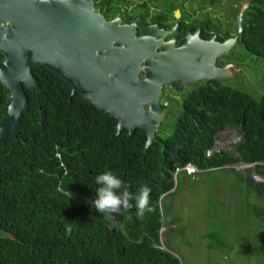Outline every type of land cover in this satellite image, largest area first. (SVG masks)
Returning <instances> with one entry per match:
<instances>
[{"label":"trees","instance_id":"1","mask_svg":"<svg viewBox=\"0 0 264 264\" xmlns=\"http://www.w3.org/2000/svg\"><path fill=\"white\" fill-rule=\"evenodd\" d=\"M235 1L250 2L238 45L262 61L264 0ZM32 72L41 89L25 88V131L0 143V227L15 238L0 240V264H181L164 248L160 231L176 223L164 222L170 213L165 201L175 196L170 192L183 169L212 172L245 163L264 178V96L222 82L203 83L183 95L171 133L163 137L158 130L156 144L146 151L140 129L131 137L127 130L119 134L116 119L78 93L72 96L71 86L55 72L40 65ZM10 102L0 82V123ZM229 128L241 141L208 158L217 135ZM108 170L133 195L148 186L151 211L138 217L133 206L109 218L96 211L95 177ZM230 171L246 187L250 211L264 215V182L253 181L252 169Z\"/></svg>","mask_w":264,"mask_h":264},{"label":"water","instance_id":"2","mask_svg":"<svg viewBox=\"0 0 264 264\" xmlns=\"http://www.w3.org/2000/svg\"><path fill=\"white\" fill-rule=\"evenodd\" d=\"M56 7L64 9L63 17L71 18L69 24L59 26ZM249 7L250 2L227 6L234 37L223 44L208 45L211 54L203 55L211 57L210 62L191 59L177 63L170 60L169 52L156 53L150 40L137 38L134 26H121L118 19L106 22L93 0H0V54L4 57L0 82L11 94L8 116L0 123V143L25 131L22 116L29 109L25 88L41 89L32 72L33 66L40 65L68 83L72 96L78 93L116 119L119 134L127 130L131 137L140 129L147 137L148 151L157 142L168 109L167 101L160 102L163 87L169 85L180 93L184 85L193 86L197 81L229 78L230 69H216L213 61L215 56L238 60L229 52L239 41ZM235 133L239 137L233 140L236 146L242 137ZM1 239L15 238L0 227Z\"/></svg>","mask_w":264,"mask_h":264},{"label":"flooded vegetation","instance_id":"3","mask_svg":"<svg viewBox=\"0 0 264 264\" xmlns=\"http://www.w3.org/2000/svg\"><path fill=\"white\" fill-rule=\"evenodd\" d=\"M93 2L94 8L99 10L106 22L111 23L118 19L121 26H134L137 38L143 36V39L150 40L156 45V53L168 55L169 52L170 60L177 63L198 59L200 63L208 60L210 62L211 57L203 55L208 52L211 54L212 50L208 45L223 44L234 37V23L231 18L225 19L229 11L223 8V5L227 4V7L240 3L232 0H93ZM54 11L58 14L57 22L60 27L69 24L71 18L63 17V8L56 7ZM143 29L146 30L145 35ZM236 45L238 46V43ZM234 47L229 55L237 57L238 60H225L215 56L213 64L216 69L223 70L228 67L230 74L235 71L232 62L240 61L241 58L236 54ZM140 77L143 78L144 74L141 73ZM203 83L207 82L197 81L193 86L184 85L180 93H176L169 85L164 86L160 102H168L166 115L172 101L179 109L183 95L201 87Z\"/></svg>","mask_w":264,"mask_h":264},{"label":"rangeland","instance_id":"4","mask_svg":"<svg viewBox=\"0 0 264 264\" xmlns=\"http://www.w3.org/2000/svg\"><path fill=\"white\" fill-rule=\"evenodd\" d=\"M226 5L224 4L223 8L225 7L227 9ZM226 16L225 19H230L229 15L226 14ZM234 48L236 54L241 57V60L232 62L235 71L233 70L229 74V78L222 80V83L234 89L245 91L255 97L264 96V60L256 62L257 58L247 56L246 51L240 45H236ZM168 91L171 92L170 90ZM177 115L178 109L176 108L175 102L172 101L168 115L165 116L166 118L164 117V121L161 123L163 126L159 127L160 136L166 137L171 133ZM232 133H235L234 130L229 128L224 133H221L217 139L227 142L231 144L232 148H235ZM236 139H239V137L237 136ZM189 167L188 171H186L187 174H191ZM236 180L233 172L222 170L210 173L197 172L189 177H186L184 173L181 175L180 188L177 196H170L165 201V208L170 209V213L166 216L164 222L170 223L176 221V223L173 227L165 226L167 229L161 236L164 248L177 256L181 264H217L216 259L218 256H216V250L211 251L210 254L204 253V250L211 249L212 241L205 240L203 236L206 230L213 232L214 227L217 225H225V221H220L222 218H220L221 215L218 212L217 202L214 203V201H217L215 195L216 189L217 187H225L226 183H232ZM237 190L235 191L236 195L244 193L240 189ZM214 196L215 199H212ZM179 199L181 200L182 208H178L179 212H177L175 209H172V206L177 205ZM234 205L237 206L236 204ZM239 210L234 207H229L231 214ZM183 229L186 230L184 234ZM227 234L233 235V232ZM233 239L235 241L231 240V242H236V239ZM238 239L237 243L243 246L246 244L242 238ZM253 254V250L250 256H245L242 253L245 259L236 263L237 257L240 256L232 248L227 254L223 256L219 255L221 259L220 264H264V259L262 258L264 254L260 258L259 254L255 256Z\"/></svg>","mask_w":264,"mask_h":264},{"label":"crops","instance_id":"5","mask_svg":"<svg viewBox=\"0 0 264 264\" xmlns=\"http://www.w3.org/2000/svg\"><path fill=\"white\" fill-rule=\"evenodd\" d=\"M194 169L195 172H192L193 175L197 172H201L198 171L196 168ZM216 171H220V169ZM222 171L230 172V169L223 168ZM192 173L191 174L185 173V175L186 177L193 176ZM202 173H210V172H202ZM235 177L237 179L236 181L232 183H226L225 187H217L215 194L217 201L213 200L214 203L217 202L218 212L219 215H221L220 218H222V220L220 221H225V225L220 226L219 224L216 227H214L215 233L211 237H209V230H206L203 236L205 240L212 241L211 249L204 250V253L210 254L211 251L216 250L217 251L216 256H218L216 259L217 264H220L221 262L219 255L223 256L224 254H227V252L232 248L235 251H237L238 255L240 256L237 257L236 263H239L245 259V257L242 256V253L245 256L246 255L250 256L253 250L254 253L253 255L255 256L256 254H259V258L262 256V254H264V215L257 216L255 215L253 210L250 211L249 207L246 205V200L248 199L247 198L248 195L246 192L247 189L243 184L239 183L236 174ZM179 188H180V178L179 180L177 178L176 187L170 193H174V195L177 196ZM237 189H240L244 193L241 195L239 194L236 195L235 191H238ZM212 199H215V196ZM256 201L259 203L258 200ZM234 204H236L237 206H235ZM229 207H234L235 209H240V210L231 214L229 212ZM178 208L179 209L182 208L180 199L178 200L177 205L175 204L174 207L172 206V209H175L177 212H179ZM184 231L186 233V230L183 229V234ZM229 232H233V235L227 234ZM233 238L236 239V242H231V240L235 241ZM238 238H242L246 242V244L243 246L242 244L237 243V240H239ZM262 258L264 259V255Z\"/></svg>","mask_w":264,"mask_h":264},{"label":"clouds","instance_id":"6","mask_svg":"<svg viewBox=\"0 0 264 264\" xmlns=\"http://www.w3.org/2000/svg\"><path fill=\"white\" fill-rule=\"evenodd\" d=\"M185 171V170H184ZM97 196L93 201L94 208L100 214L109 218L113 213L128 212L135 206L137 216H143L145 211H151L150 193L148 186H143L137 190L135 195L130 192V186L123 181L117 174L108 170L98 174L95 177ZM58 190H62L59 189ZM66 195L69 192L65 193ZM135 201V205L131 201Z\"/></svg>","mask_w":264,"mask_h":264},{"label":"built area","instance_id":"7","mask_svg":"<svg viewBox=\"0 0 264 264\" xmlns=\"http://www.w3.org/2000/svg\"><path fill=\"white\" fill-rule=\"evenodd\" d=\"M232 138H233V140L236 139L237 138V135L235 133H232ZM222 150H229L230 151V150H233V148H232L231 144H229L227 142L220 141V140L217 139V142L215 143V146L213 147V149L208 150L206 152V156L208 158H210L214 153H219ZM254 167L255 166L252 165V164L237 163V164H235L233 166H226L224 168H226V169H233L234 171L239 172L241 174H245V172L247 170H251L252 169L253 171H252L251 177H252L253 181L255 183H262V182H264V178H262L257 173H255ZM183 170H187L188 171V167L184 168ZM178 172L179 171H177V173ZM190 173H192V172H190ZM166 229L167 228H162L161 229V231H160L161 236L165 232Z\"/></svg>","mask_w":264,"mask_h":264},{"label":"bare ground","instance_id":"8","mask_svg":"<svg viewBox=\"0 0 264 264\" xmlns=\"http://www.w3.org/2000/svg\"><path fill=\"white\" fill-rule=\"evenodd\" d=\"M189 168L191 169V172H192V170H194V171H195V169H194L192 166H190Z\"/></svg>","mask_w":264,"mask_h":264}]
</instances>
